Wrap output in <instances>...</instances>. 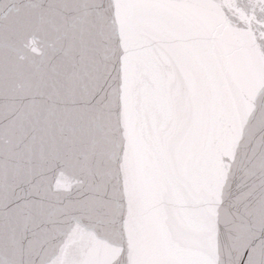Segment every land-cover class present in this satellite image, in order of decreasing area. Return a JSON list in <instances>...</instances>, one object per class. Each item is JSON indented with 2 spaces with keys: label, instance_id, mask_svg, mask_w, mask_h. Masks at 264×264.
Here are the masks:
<instances>
[{
  "label": "snow or ice",
  "instance_id": "obj_1",
  "mask_svg": "<svg viewBox=\"0 0 264 264\" xmlns=\"http://www.w3.org/2000/svg\"><path fill=\"white\" fill-rule=\"evenodd\" d=\"M191 4L79 0L73 7L82 14L71 17L56 40L33 35L24 41L29 52L39 49L31 60L39 70L35 94L50 113L68 114L48 133L66 151L40 159L69 190L77 186L75 199L60 197L35 218L52 247L103 235L122 237L135 250L149 230H186L206 244L219 227L221 207L226 224L243 212L253 217L247 227L253 236L264 232V179L249 184L254 172L234 153L224 166L230 144L217 138L221 102L213 86L211 38L188 14ZM255 112L234 104L228 136L242 139ZM257 120L256 132L264 133V109ZM245 247L251 241L236 236L229 264H240ZM64 264L83 262L76 257ZM124 264L176 262L133 255Z\"/></svg>",
  "mask_w": 264,
  "mask_h": 264
},
{
  "label": "water",
  "instance_id": "obj_2",
  "mask_svg": "<svg viewBox=\"0 0 264 264\" xmlns=\"http://www.w3.org/2000/svg\"><path fill=\"white\" fill-rule=\"evenodd\" d=\"M79 0H0V264H41L42 260L65 261L79 257L83 264H124L133 255L139 261H171L176 264H229L235 237L251 241L240 264H264V232L253 236L247 227L253 217L241 212L226 224V209H219V227L206 244L189 231H147L135 248L114 236H93L72 244L57 241L52 247L43 225L35 218L48 211L58 198L75 199L77 186L65 184L55 172L40 166L41 154L51 158L66 148L49 133L67 113H50L44 97L35 94L38 47L31 52L23 43L29 36L56 40L69 19L82 14L73 7ZM64 5H67L66 7ZM211 38L214 90L220 100L218 142L230 144L224 166L233 158L254 172L248 183L264 179V133L256 132L257 116L264 109V0H192L187 10ZM242 103L255 114L243 128V138L228 136V113ZM72 118H78L73 113ZM36 139L33 141V136ZM61 164L59 160L55 161ZM62 166V165H61ZM75 174V173H72ZM243 174L237 176L239 183ZM66 202V201H61Z\"/></svg>",
  "mask_w": 264,
  "mask_h": 264
}]
</instances>
